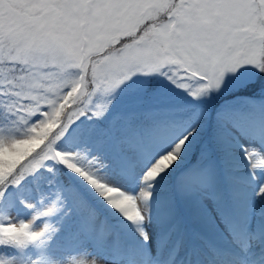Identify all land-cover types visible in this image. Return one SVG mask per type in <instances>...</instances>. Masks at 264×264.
<instances>
[{
  "label": "snow or ice",
  "instance_id": "6c2138e0",
  "mask_svg": "<svg viewBox=\"0 0 264 264\" xmlns=\"http://www.w3.org/2000/svg\"><path fill=\"white\" fill-rule=\"evenodd\" d=\"M256 91L264 0H0V264H264Z\"/></svg>",
  "mask_w": 264,
  "mask_h": 264
},
{
  "label": "rangeland",
  "instance_id": "374dc122",
  "mask_svg": "<svg viewBox=\"0 0 264 264\" xmlns=\"http://www.w3.org/2000/svg\"><path fill=\"white\" fill-rule=\"evenodd\" d=\"M237 99V98H236ZM256 100V99H253ZM189 105H191L192 102H187ZM245 108L244 106H242ZM249 109V108H248ZM255 110L257 113H260L261 115H264V107H262L260 104L258 105V102H254V106H250V111L253 112ZM261 130L264 129H257L256 125V120L249 118L247 121L241 123L239 133L236 135V163L243 165V160L242 157L239 155V148L238 145L239 143L243 142H251L256 134H258ZM240 133H243L241 135ZM186 161L183 162V164ZM246 169L241 168V179L247 181L248 183H251L250 178L246 176ZM164 206L163 204L159 205L156 210L157 214V221H156V226L153 229L155 233V243L157 248L159 249L160 243H161V227H160V222L159 218L163 216L164 214ZM201 236L203 239H200L196 236H193L190 232L187 233L184 238H183V245L187 249L189 247H194V248H200L205 250V252L208 251L209 247H217V248H224L226 249L228 245L230 244V240L227 239L226 234L219 233V232H208L205 230H201ZM144 250L150 251L148 249L147 245H144ZM51 251V250H50ZM161 264H163V261H161ZM206 264H209V262H206ZM210 264H216V261L212 260L210 261Z\"/></svg>",
  "mask_w": 264,
  "mask_h": 264
},
{
  "label": "trees",
  "instance_id": "16d2710c",
  "mask_svg": "<svg viewBox=\"0 0 264 264\" xmlns=\"http://www.w3.org/2000/svg\"><path fill=\"white\" fill-rule=\"evenodd\" d=\"M169 98L172 99L175 104L178 107L181 108H190L189 104L187 102L189 101H185L182 98V95L176 92H169L168 93ZM263 97V99L260 102V99ZM237 98V99H236ZM230 101L227 102V107L229 106L231 109V111H233L234 113L239 112V110H241L244 106L245 109H248V106L253 105L254 106V102H258V105H262V107H264V91H256L254 94H248V95H244V96H240V97H236ZM256 99V100H253ZM121 101V97L118 96L117 97V103L120 107H125L126 105H122L120 104ZM231 114V113H230ZM240 115V114H239ZM264 118V115H263ZM206 129H207V125H204V127L202 128V131L205 132L204 137L202 136L201 139H205L206 138Z\"/></svg>",
  "mask_w": 264,
  "mask_h": 264
}]
</instances>
